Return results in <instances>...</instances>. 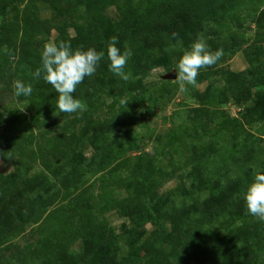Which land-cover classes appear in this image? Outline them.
<instances>
[{
	"label": "rangeland",
	"instance_id": "rangeland-1",
	"mask_svg": "<svg viewBox=\"0 0 264 264\" xmlns=\"http://www.w3.org/2000/svg\"><path fill=\"white\" fill-rule=\"evenodd\" d=\"M169 19L177 38L160 43ZM79 57L82 74L118 65L57 106ZM258 85L264 0H0V264H93L105 248L112 264H237L253 240L264 264ZM216 190L241 202L226 213Z\"/></svg>",
	"mask_w": 264,
	"mask_h": 264
},
{
	"label": "trees",
	"instance_id": "trees-1",
	"mask_svg": "<svg viewBox=\"0 0 264 264\" xmlns=\"http://www.w3.org/2000/svg\"><path fill=\"white\" fill-rule=\"evenodd\" d=\"M174 20L169 19L168 22H159L156 23L152 29L150 30V34L153 37H157L156 40L161 43V41H168L171 42L173 39L177 38V36L174 33V25H173ZM186 26L183 25L182 23V28L180 29V33L184 32V28ZM120 35V34H119ZM134 41L130 46L134 45V48L131 52V57L129 61V66H134V68L138 72L144 71L147 67L148 64H143L142 65V57H145V55L148 54L150 47L153 46L152 44L149 43L148 37H145L142 32L136 33L134 36ZM117 38L119 39L120 37L117 35ZM119 41H115V46L118 44ZM92 54V52H90ZM83 58L85 54L82 53L81 55ZM99 60V59H98ZM80 61L81 57L79 58H74V64H72V71H62V73L57 76L52 84L51 87V92H50V97L53 99L54 103L57 106L60 107H68L72 102L77 100L78 98L81 97V90L83 88H86L92 81L93 85H100L108 82V79L110 77V74L112 73V69L115 68L118 65V63L114 60H109L105 61L102 65H98L96 69L92 71L88 70V74H82L79 73V69L81 70L80 66ZM98 62V61H97ZM97 64V63H96ZM111 79H109L110 82ZM260 89H264V86L258 85ZM79 91V92H78ZM96 149L99 151L98 146ZM215 193V194H214ZM214 196L218 197L220 196L222 201H224V210L227 213V210L231 212V208H235L238 206V204L241 202L240 201V196L235 195L231 201L225 200L223 198V193L220 192L219 190H216L214 192ZM252 199L250 201V204L254 202V198L250 196ZM194 201L197 204H200L198 196L196 197V200ZM206 200L203 201V203ZM222 214H212L213 217L215 216H220ZM214 219V218H213ZM244 244L241 245V247H237L229 256L230 262H238L237 264H261L262 257H259L258 255V247L255 246V241H249L246 243V247L249 250H252L254 257L251 259H246L244 256L246 255V249L243 248ZM104 251H101L98 255L95 256L93 264H112L111 261L108 262V256L111 254V250L108 249H103ZM138 258V257H136Z\"/></svg>",
	"mask_w": 264,
	"mask_h": 264
}]
</instances>
